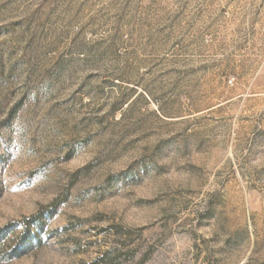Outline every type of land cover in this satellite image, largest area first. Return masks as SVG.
I'll return each mask as SVG.
<instances>
[{"label": "rangeland", "instance_id": "1", "mask_svg": "<svg viewBox=\"0 0 264 264\" xmlns=\"http://www.w3.org/2000/svg\"><path fill=\"white\" fill-rule=\"evenodd\" d=\"M57 202L0 264H264V0H0V230Z\"/></svg>", "mask_w": 264, "mask_h": 264}, {"label": "trees", "instance_id": "2", "mask_svg": "<svg viewBox=\"0 0 264 264\" xmlns=\"http://www.w3.org/2000/svg\"><path fill=\"white\" fill-rule=\"evenodd\" d=\"M57 204L58 202L35 216H32L20 223H14L0 230L1 246L2 236H7V234H9L17 226H21L23 228V233L17 238V244L14 250L8 255L9 260L20 257L27 250V248L31 246H38L41 244L42 237L44 235L43 221L51 213L55 212Z\"/></svg>", "mask_w": 264, "mask_h": 264}]
</instances>
